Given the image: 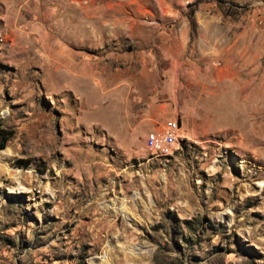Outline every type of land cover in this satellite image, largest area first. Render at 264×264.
Masks as SVG:
<instances>
[{"label": "rangeland", "instance_id": "1", "mask_svg": "<svg viewBox=\"0 0 264 264\" xmlns=\"http://www.w3.org/2000/svg\"><path fill=\"white\" fill-rule=\"evenodd\" d=\"M0 123V264H264V0H0Z\"/></svg>", "mask_w": 264, "mask_h": 264}, {"label": "built area", "instance_id": "2", "mask_svg": "<svg viewBox=\"0 0 264 264\" xmlns=\"http://www.w3.org/2000/svg\"><path fill=\"white\" fill-rule=\"evenodd\" d=\"M179 131V122L175 118H169L157 129L148 131L144 138V147H151L152 144H171L170 134H177Z\"/></svg>", "mask_w": 264, "mask_h": 264}, {"label": "bare ground", "instance_id": "3", "mask_svg": "<svg viewBox=\"0 0 264 264\" xmlns=\"http://www.w3.org/2000/svg\"><path fill=\"white\" fill-rule=\"evenodd\" d=\"M170 142L171 144H152L151 147L147 148L149 151L155 153V152H158V151H164V149H172L176 142H177V134H170Z\"/></svg>", "mask_w": 264, "mask_h": 264}, {"label": "trees", "instance_id": "4", "mask_svg": "<svg viewBox=\"0 0 264 264\" xmlns=\"http://www.w3.org/2000/svg\"><path fill=\"white\" fill-rule=\"evenodd\" d=\"M13 131L10 128L4 127L0 123V149L4 147L6 141L12 136Z\"/></svg>", "mask_w": 264, "mask_h": 264}]
</instances>
